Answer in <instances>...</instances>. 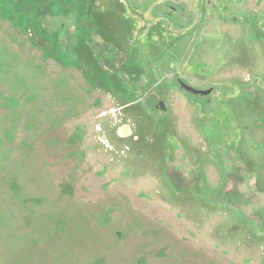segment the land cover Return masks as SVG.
<instances>
[{"label": "rangeland", "instance_id": "1", "mask_svg": "<svg viewBox=\"0 0 264 264\" xmlns=\"http://www.w3.org/2000/svg\"><path fill=\"white\" fill-rule=\"evenodd\" d=\"M5 39L50 88L13 100L0 264H264V0H0Z\"/></svg>", "mask_w": 264, "mask_h": 264}, {"label": "crops", "instance_id": "2", "mask_svg": "<svg viewBox=\"0 0 264 264\" xmlns=\"http://www.w3.org/2000/svg\"><path fill=\"white\" fill-rule=\"evenodd\" d=\"M5 43L10 44L12 53L3 55L8 62L0 58V178L7 166L13 163V124H16L18 119L15 117L13 120V111L16 113V110L12 109L13 100H26L25 96L33 95L35 99L32 104H35L32 106L37 105L39 108L38 96H43L50 88L49 65L45 63L42 56L31 51L19 52L14 46L17 44L15 39L9 42L8 39H5ZM19 94L22 96H18ZM45 102L42 99L41 104L43 105ZM6 104L10 107H7ZM31 108V114L41 118L39 113L35 114L33 107ZM27 123L30 126L34 125L31 124V121ZM10 185L12 188L13 184L10 183ZM10 185L0 179V196H2L1 190H9Z\"/></svg>", "mask_w": 264, "mask_h": 264}, {"label": "water", "instance_id": "3", "mask_svg": "<svg viewBox=\"0 0 264 264\" xmlns=\"http://www.w3.org/2000/svg\"><path fill=\"white\" fill-rule=\"evenodd\" d=\"M179 83H180V86L182 88H184L186 91L190 92V93H193V94H197V95H202V96H206V95H209L212 90L211 89H197L193 86H190L188 84H186L184 81L182 80H179ZM160 105L162 107V109L164 110L165 109V106H164V103L163 102H160ZM124 130H127V132H130V128L128 126L121 128L120 131L123 132Z\"/></svg>", "mask_w": 264, "mask_h": 264}]
</instances>
